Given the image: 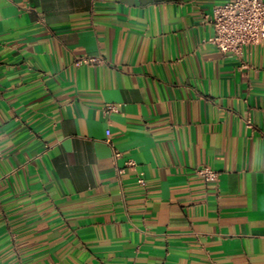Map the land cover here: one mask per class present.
Returning <instances> with one entry per match:
<instances>
[{
  "label": "crops",
  "instance_id": "crops-1",
  "mask_svg": "<svg viewBox=\"0 0 264 264\" xmlns=\"http://www.w3.org/2000/svg\"><path fill=\"white\" fill-rule=\"evenodd\" d=\"M225 1L0 0V264H264V40L208 41Z\"/></svg>",
  "mask_w": 264,
  "mask_h": 264
},
{
  "label": "built area",
  "instance_id": "built-area-1",
  "mask_svg": "<svg viewBox=\"0 0 264 264\" xmlns=\"http://www.w3.org/2000/svg\"><path fill=\"white\" fill-rule=\"evenodd\" d=\"M207 20L213 28V35L208 41L223 53H234L239 56L243 46L247 44L257 45L264 40V1L263 0H226L215 5ZM100 62L97 57H83L76 61V64H95ZM116 109L114 104H107L105 112ZM114 157L120 153L113 149ZM136 163L128 159L124 167L118 168L121 173L125 168L135 171ZM196 173L205 181H215L218 173L209 165H202L196 168ZM136 181L144 186L145 180L141 173L136 174Z\"/></svg>",
  "mask_w": 264,
  "mask_h": 264
}]
</instances>
